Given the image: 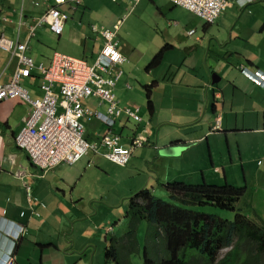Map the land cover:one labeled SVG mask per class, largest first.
<instances>
[{
  "label": "crops",
  "instance_id": "obj_1",
  "mask_svg": "<svg viewBox=\"0 0 264 264\" xmlns=\"http://www.w3.org/2000/svg\"><path fill=\"white\" fill-rule=\"evenodd\" d=\"M230 2L206 23L168 0H0V36L25 42L29 56L44 65L55 51L92 64L103 38L91 25L117 24L126 60L118 66L114 92L119 106L138 107L148 120V142L126 165L89 151L43 173L14 140L32 106L0 101V261L9 251L12 264H115L105 247L117 237L116 227L110 219L99 221V208L118 207L106 218L122 221L133 194L149 188L169 197L167 185L175 180L243 187L237 208L264 221V89L239 68L264 72V0ZM54 5L68 15L58 34L46 23L36 25ZM17 63L0 47L1 83L12 79ZM20 83L32 98L42 95L36 70ZM81 102L107 114L106 102L96 96ZM217 117L220 129L212 130ZM82 122L89 141L108 130L97 117ZM141 126L121 114L111 131L128 146ZM3 228L23 232L13 244Z\"/></svg>",
  "mask_w": 264,
  "mask_h": 264
},
{
  "label": "built area",
  "instance_id": "obj_2",
  "mask_svg": "<svg viewBox=\"0 0 264 264\" xmlns=\"http://www.w3.org/2000/svg\"><path fill=\"white\" fill-rule=\"evenodd\" d=\"M59 4L64 0H53ZM79 1V0H77ZM174 5L186 8L206 23H213L230 5V0H168ZM68 15L57 8L49 6L36 25L46 23L55 33H60ZM91 25L103 38V45L92 64L84 59L55 51L48 65L35 63L27 53V44L19 40H10L0 36V47L10 52L17 59V68L9 82H0V101L16 99L29 103L32 110L24 126L16 134L14 140L17 147L29 155L34 164L43 173L57 164H74L89 151L106 157L115 164L126 165L134 150L148 142L145 136L148 129L130 137L128 146L120 144V135L112 132L115 119L121 114L141 122L143 117L139 108L119 106L114 87L122 75L118 68L126 60L119 50L116 29ZM33 29V28H31ZM188 30V35L194 33ZM240 71L264 89V72H251L240 66ZM36 70L41 78L42 95L32 98L20 80L31 76ZM58 84L57 90L53 87ZM98 97L107 104V114L92 110L82 104V99ZM97 117L108 128L94 141L85 138V127L82 119ZM220 129V117L215 119L212 130ZM23 232L20 228L19 234ZM10 235V231H6ZM15 234L16 235L18 234ZM14 244V243H13ZM14 256L10 255L0 264H12Z\"/></svg>",
  "mask_w": 264,
  "mask_h": 264
},
{
  "label": "trees",
  "instance_id": "obj_3",
  "mask_svg": "<svg viewBox=\"0 0 264 264\" xmlns=\"http://www.w3.org/2000/svg\"><path fill=\"white\" fill-rule=\"evenodd\" d=\"M167 47L168 44L163 46L150 66L160 61L162 51ZM149 107H152L150 102ZM132 121L142 125L141 129L147 128L148 120L144 121V118L141 122ZM167 188L170 199L176 204L156 197L149 188L130 197L124 214L129 229L123 236L113 237L114 243L105 247L108 260L126 264L123 247L128 252L139 251L136 233L138 225L145 220L152 231L151 237L157 240L159 236L163 256L157 259L145 246L143 264H264V221L255 215L247 216L236 206L243 195V187L229 183L175 181ZM205 204L231 210L234 217L229 220L189 208ZM8 236L14 243L13 236ZM225 248L229 250L221 256L220 251Z\"/></svg>",
  "mask_w": 264,
  "mask_h": 264
},
{
  "label": "rangeland",
  "instance_id": "obj_4",
  "mask_svg": "<svg viewBox=\"0 0 264 264\" xmlns=\"http://www.w3.org/2000/svg\"><path fill=\"white\" fill-rule=\"evenodd\" d=\"M29 55V54H28ZM85 138L88 139L87 136V132L84 133ZM120 144H121V137H120ZM122 145V144H121ZM129 145V144H128ZM28 158L30 159L29 155ZM31 161V160H30ZM32 163V162H31ZM186 181V179H184ZM132 181H137V179H133ZM178 181V180H175ZM182 181V182H185ZM172 182V181H170ZM187 183V182H186ZM223 183H225V181L223 180ZM156 195H159V193L157 192ZM159 198L174 203L176 204L177 202L172 201L168 196H159ZM120 201V200H119ZM128 202V200H127ZM118 207L115 206H110L109 204H105L103 207L99 208V221H103L105 222L107 219H110L112 222V226H115L116 229L114 230V233L117 234L118 236H123L129 229V221L126 217H123L124 219H122V221L120 220L119 216H115V217H108L106 218V215L109 211L111 212H116ZM193 210L196 211H200V212H204V213H211V214H215L220 216L221 218L224 219H233L234 217V212L225 208H222L220 206L217 205H213V204H205V205H197V206H192L189 207ZM119 222V223H118ZM82 226H87L89 227L90 224L86 223L83 225L84 221H81ZM116 223V224H114ZM151 232L150 229L148 228V223L145 220H142L141 223L138 225L137 228V240H138V246H139V251L138 252H134V251H130L128 252L124 247L122 249L123 251V255L124 258H127L125 260L126 264H143V250L144 247L147 246V248L150 251V255L155 256L157 259L162 257L163 252L161 251V246H160V240H159V236L157 240H154L151 237ZM110 242V241H109ZM113 242V241H111ZM114 243V242H113ZM121 243V242H120ZM229 249L225 248L223 250L220 251V255L223 256L224 253H226Z\"/></svg>",
  "mask_w": 264,
  "mask_h": 264
},
{
  "label": "clouds",
  "instance_id": "obj_5",
  "mask_svg": "<svg viewBox=\"0 0 264 264\" xmlns=\"http://www.w3.org/2000/svg\"><path fill=\"white\" fill-rule=\"evenodd\" d=\"M10 223H13L12 221L10 222ZM12 226V224H8V227H11ZM3 230H4V232L6 233V231H10V233H11V230L10 229H8V228H3ZM7 234V233H6ZM21 234V233H20ZM19 233L16 235V237H15V234L14 235H12V234H10V235H12L13 236V239H14V237H15V241L18 239V237H19V235H20ZM14 246V245H13ZM12 251V250H11ZM11 255V252H9L8 251V253H6L5 254V256H4V258H3V261L4 260H6L7 258H8V256H10ZM0 262H2V261H0Z\"/></svg>",
  "mask_w": 264,
  "mask_h": 264
},
{
  "label": "water",
  "instance_id": "obj_6",
  "mask_svg": "<svg viewBox=\"0 0 264 264\" xmlns=\"http://www.w3.org/2000/svg\"><path fill=\"white\" fill-rule=\"evenodd\" d=\"M217 80H218V79L215 78V75H213V79H212V81H213V82H217Z\"/></svg>",
  "mask_w": 264,
  "mask_h": 264
},
{
  "label": "bare ground",
  "instance_id": "obj_7",
  "mask_svg": "<svg viewBox=\"0 0 264 264\" xmlns=\"http://www.w3.org/2000/svg\"><path fill=\"white\" fill-rule=\"evenodd\" d=\"M25 78V77H24Z\"/></svg>",
  "mask_w": 264,
  "mask_h": 264
}]
</instances>
